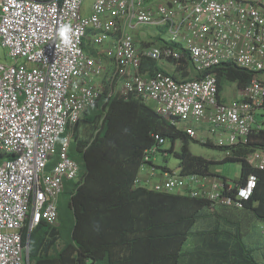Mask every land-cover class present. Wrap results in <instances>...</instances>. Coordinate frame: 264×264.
Instances as JSON below:
<instances>
[{
	"label": "built area",
	"instance_id": "2783aa9c",
	"mask_svg": "<svg viewBox=\"0 0 264 264\" xmlns=\"http://www.w3.org/2000/svg\"><path fill=\"white\" fill-rule=\"evenodd\" d=\"M83 1L0 0V47L12 59L0 62V264L26 263V227L57 223L59 196L79 178L67 130L106 87L107 98L154 103L162 120L229 157L264 131V0H94L87 16ZM139 25L161 29L168 36L162 41L183 52L162 42L139 46L130 33ZM185 57L193 75L178 70ZM145 60L162 71L144 69ZM222 64L251 75L246 87L229 84L237 89L233 100L219 89L214 69ZM202 125L208 131H199ZM152 137L135 186L204 201L210 212L243 210L253 199L264 149L243 158L255 172L216 181L180 169L158 174L152 158L165 139Z\"/></svg>",
	"mask_w": 264,
	"mask_h": 264
},
{
	"label": "trees",
	"instance_id": "16d2710c",
	"mask_svg": "<svg viewBox=\"0 0 264 264\" xmlns=\"http://www.w3.org/2000/svg\"><path fill=\"white\" fill-rule=\"evenodd\" d=\"M157 42L183 52L181 46ZM143 65L151 73L162 71L150 60ZM177 66L185 76L193 75L186 57ZM214 72L220 91L231 83L246 87L251 80L248 72L231 64H222ZM107 90L73 128L69 156L79 165V178L65 184L69 198L62 206L58 200L57 223L50 226L41 221L31 231L28 227L23 231L28 264H259L238 232L224 229L219 220L213 223L215 212L222 222L230 223L218 208L210 212L204 201L134 185L154 134L172 145L181 142L175 156L184 176H212L214 162L192 155L188 143L193 140L148 104L134 98H107ZM82 124L88 126L80 131ZM257 148L264 149V131L246 147L231 149L224 161L241 163L242 174L255 172L243 158ZM260 179L243 211H252L264 223V175ZM198 224L201 230H195ZM189 239L196 243L187 250Z\"/></svg>",
	"mask_w": 264,
	"mask_h": 264
},
{
	"label": "rangeland",
	"instance_id": "374dc122",
	"mask_svg": "<svg viewBox=\"0 0 264 264\" xmlns=\"http://www.w3.org/2000/svg\"><path fill=\"white\" fill-rule=\"evenodd\" d=\"M93 1L94 0L83 1L82 14L84 16L89 15ZM130 33L134 36L136 42L141 47L145 46L146 43L152 46L161 45L159 42H157V39H162L163 41H166L168 39V36L165 35L161 29L155 26H135L130 30ZM143 43H145V45ZM106 47L107 46L104 45L102 48L105 49ZM102 48L96 47V49H98L99 51H102ZM8 54L9 51L7 49L0 47V62L9 64L12 59L8 56ZM107 62L108 61H106L105 63ZM164 66L168 71L172 72L174 70L173 66L169 63H166ZM185 67L187 68L188 66L185 65ZM235 90L237 91V89ZM236 91H234V88L230 85H226L224 87L223 93L228 100H233V98L237 96ZM147 104L152 108H154L155 106L152 102H148ZM259 120L261 119L259 118ZM85 126L88 125L82 124L79 128L80 131ZM208 128L209 126L203 125L200 130H207ZM210 138L212 139V142L215 143L214 137L210 136ZM172 147L173 150L171 151ZM180 147L181 142L179 140H176L173 145L170 140H165L164 145L159 149L160 151H157L156 155L152 158L153 164L157 167L158 174H161L163 170H168L170 172H177L179 170V161L175 156V152H179ZM188 150L194 156L202 157L206 160L214 162L211 167V177H214L216 181L220 179H225L229 182H235L240 178L242 171L241 163L224 161V159L227 157V154L225 151L220 150V148L216 146L211 147V145L207 146L195 141H189ZM68 198L69 193L63 191L59 196L60 205H64L68 201ZM222 209L223 208H218V210H220V212L222 213L221 216H225L230 221V223L222 222V220L217 218L215 214L216 212L214 213L215 215L213 214L214 218H211V220H214L213 223L215 224L216 220H219L224 229L232 231L234 233L238 232L247 247L254 251V257L256 262L259 264H264V223L257 220L252 211H243L235 209L231 210L230 208H225L227 209V211L223 212ZM231 211L233 213H231ZM202 228V224H198L195 230H201ZM188 243L189 246L188 248H186L187 250L191 249L192 244H195L196 242L193 239H189ZM25 264L28 263L26 262Z\"/></svg>",
	"mask_w": 264,
	"mask_h": 264
},
{
	"label": "crops",
	"instance_id": "0c3cea01",
	"mask_svg": "<svg viewBox=\"0 0 264 264\" xmlns=\"http://www.w3.org/2000/svg\"><path fill=\"white\" fill-rule=\"evenodd\" d=\"M144 44H145V43H144ZM165 69H166V68H165ZM166 70H167V69H166ZM167 71H168V70H167ZM187 71L190 72V70H187ZM168 72H170L171 74H175V75H176V72H175V71H172V72H171V71H168ZM153 109H154V108H153ZM202 126H203V125H202ZM202 126L199 127V129H198L199 131H208V130H206V129H202V130H200V129L202 128Z\"/></svg>",
	"mask_w": 264,
	"mask_h": 264
},
{
	"label": "clouds",
	"instance_id": "9594fccd",
	"mask_svg": "<svg viewBox=\"0 0 264 264\" xmlns=\"http://www.w3.org/2000/svg\"><path fill=\"white\" fill-rule=\"evenodd\" d=\"M63 31L67 32V31H69V29H68L67 27H65V28L63 29Z\"/></svg>",
	"mask_w": 264,
	"mask_h": 264
},
{
	"label": "water",
	"instance_id": "95a60500",
	"mask_svg": "<svg viewBox=\"0 0 264 264\" xmlns=\"http://www.w3.org/2000/svg\"><path fill=\"white\" fill-rule=\"evenodd\" d=\"M27 258H28V254L26 255V261H27V263H28V260H27Z\"/></svg>",
	"mask_w": 264,
	"mask_h": 264
}]
</instances>
